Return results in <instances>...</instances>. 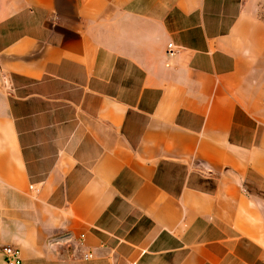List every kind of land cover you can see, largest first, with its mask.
<instances>
[{
    "label": "crops",
    "instance_id": "obj_1",
    "mask_svg": "<svg viewBox=\"0 0 264 264\" xmlns=\"http://www.w3.org/2000/svg\"><path fill=\"white\" fill-rule=\"evenodd\" d=\"M260 1L0 0V264H264Z\"/></svg>",
    "mask_w": 264,
    "mask_h": 264
},
{
    "label": "built area",
    "instance_id": "obj_2",
    "mask_svg": "<svg viewBox=\"0 0 264 264\" xmlns=\"http://www.w3.org/2000/svg\"><path fill=\"white\" fill-rule=\"evenodd\" d=\"M168 46H171V44H169ZM2 252L5 256L6 264H20L19 251L17 248L6 246L2 249ZM90 257V253L84 255V258L86 259Z\"/></svg>",
    "mask_w": 264,
    "mask_h": 264
},
{
    "label": "rangeland",
    "instance_id": "obj_3",
    "mask_svg": "<svg viewBox=\"0 0 264 264\" xmlns=\"http://www.w3.org/2000/svg\"><path fill=\"white\" fill-rule=\"evenodd\" d=\"M259 15L264 19V0L260 1Z\"/></svg>",
    "mask_w": 264,
    "mask_h": 264
}]
</instances>
